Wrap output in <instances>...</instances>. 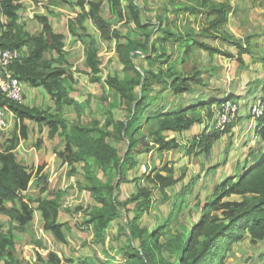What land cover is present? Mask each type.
I'll use <instances>...</instances> for the list:
<instances>
[{
	"label": "trees",
	"instance_id": "trees-1",
	"mask_svg": "<svg viewBox=\"0 0 264 264\" xmlns=\"http://www.w3.org/2000/svg\"><path fill=\"white\" fill-rule=\"evenodd\" d=\"M20 1L0 0V50H18L21 53V57L14 60L7 70L19 80L21 85L41 87L58 109L72 106L76 111H80L82 102L76 101L70 94L71 87L68 80L73 77L66 76L65 69L59 63V59L64 55L63 36L55 32L47 16L43 15L35 16L41 24L40 31L30 33L24 24L18 21ZM27 1L37 2V0ZM104 2L109 4L111 12L119 21L127 26L133 25L135 32L140 36L128 37L124 42L123 34L100 15ZM73 7L76 10L75 18L78 24L83 25L87 20L101 39L114 41L116 45V53L119 62L123 65L124 75L109 76L105 82L127 108L128 115L125 120L115 121L114 125L117 140L126 141L127 148L120 155L118 149L105 139L110 134L109 131H102L95 126L82 125L75 121L68 125L64 119L49 110L9 100L0 89V107L10 111L15 118V133L8 140L9 144L0 149V215L16 222L17 229L23 232L33 220L35 209L34 200L26 196L30 182L35 179L37 184H40L41 193L48 188V175L44 172L45 160L41 159L35 169L29 170L17 160L14 152L18 142L28 138L26 122L29 121L34 122L39 131L43 127L48 128L50 137L56 133L62 136L64 145L56 152L62 162L72 165L71 169H74V164L82 163L84 180L87 183L85 189L92 192L96 203L88 209L75 205V212H84L82 226L91 225L96 229L97 234H101L109 222L118 216L116 212L122 204L132 205V208L139 213L134 218L127 219L121 228L122 233L126 235V244L125 247L118 248V252L122 253L124 260H118L116 256L107 254L105 259L82 257L75 261L71 258H62L56 252H49L46 258L38 255L40 264H224L233 244L240 241L245 234L249 235L251 243L264 242V152L260 150L256 152L250 150L249 158H246L241 166L236 165L240 170L234 177L226 176L212 186L205 201L201 202L198 221L186 230L184 237L180 233L163 245L159 242L158 227L153 233H147L138 222L143 213L149 212L151 208L152 189L139 182L136 192L126 201L121 202L113 196L116 187L103 183L91 170L92 162L100 167L116 166L119 174L117 188H119L120 183L128 181L127 169L135 164V161H129V158H134L138 152L153 147L155 151L163 154L181 147L189 156L207 154L213 143L230 131L234 122L229 125L230 128L227 126L224 130L217 128L204 130L184 146H180L176 136L172 134L170 136V133H181L200 123L201 117L195 112L203 107H207V113L211 117L213 105L217 108L224 100H230L238 107L235 121L239 117L240 108L237 101L231 99L234 95L222 98L211 96L207 98L208 100L198 98L193 104H183V100L180 101L183 95L197 92V87H204L207 82L199 70L182 74L173 70L169 65L173 54L166 50L169 44L177 47L184 45L182 53L185 56L191 49L199 48L227 58L236 57V60L242 64V55L249 53V44L243 47V42L230 39V35L223 33V28L228 22L230 4H208L201 34L211 40L231 42L236 48L237 56L223 52L203 41L192 39L191 43L188 42L191 38L190 33L183 34L163 29V19L155 25L148 21L142 22L139 6L133 0H77ZM192 9L191 11H195ZM154 31L159 34H155L153 39ZM52 53L58 56L53 58ZM141 56L148 65L155 66L156 71L139 67L135 59ZM85 63L92 73L99 72L94 48L88 49ZM155 84L160 87L155 88ZM137 87L140 89L139 96L133 92ZM166 90H169L173 97H177L178 101L167 109L159 108L147 118L144 117V111L150 105L147 103L148 97L152 96L151 99L156 101ZM190 112H194V115L189 114ZM145 120L153 121L154 125L143 134L147 125ZM256 120L260 125L258 132L264 139V108L263 115ZM140 133L148 136L150 143L139 137ZM40 143L38 141L36 146L39 147ZM143 179L154 187L165 189L180 181L181 176L175 177L173 167L164 165L144 174ZM188 186L187 184L177 193L178 201L173 207L171 216H175L180 211L184 191ZM230 197H238V199H230ZM35 202L38 203L37 209L43 228L58 242L65 243L64 225L57 221L60 211L57 197L36 199ZM128 209H125V214L129 212ZM11 235V232L0 233V264H22L16 254ZM162 247H166L168 262H165V258L161 255ZM25 264L29 263L25 262Z\"/></svg>",
	"mask_w": 264,
	"mask_h": 264
},
{
	"label": "rangeland",
	"instance_id": "rangeland-1",
	"mask_svg": "<svg viewBox=\"0 0 264 264\" xmlns=\"http://www.w3.org/2000/svg\"><path fill=\"white\" fill-rule=\"evenodd\" d=\"M66 1L37 0V2H30L21 0L18 21L23 23L30 33H37L41 29V24L35 19V16H47L55 32L63 36L64 55L59 59V63L65 69L66 76L73 77V79L68 80L71 87L70 94L76 101L82 102V108L80 111H76L72 106H64L62 109H58L41 87L28 89L27 86L22 85V92L25 96L24 99H26L23 104L49 110L64 119L68 125L75 121L82 125L95 126V128L102 131H109L110 134L105 137L106 141L115 146L122 155L127 148L126 141L117 140L114 125L115 121L125 120L128 111L123 101L114 95L113 90L105 82L109 76L123 77L124 75L123 65L119 62L116 53V45L114 41L101 39L87 20L83 22V25L78 24L75 18L76 10L73 7L77 0ZM133 1L139 6L142 22L148 21L155 25L156 22L163 19V29H170L183 34L190 33L191 38L188 40L190 43L192 39L203 41L223 52L236 55V48L231 42L211 40L201 34V26L206 21L205 12L208 4H230L228 22L223 28V33L230 35V39L243 42L244 45L249 44L251 53L242 56V64L236 60V57L227 58L199 48L191 49L185 56L182 53L184 45L177 47L169 44L166 50L173 54L169 62L173 70L180 74L184 72L191 73L195 70L202 72L201 76L207 82V85L197 87L200 91L215 95H218V92L221 91L239 92V97L232 96L231 99L239 104V117H246L248 107L255 101V96H259L261 92L264 93V90L260 89L261 92L258 91L256 95L252 92L247 96L249 92L246 89L248 76L252 71L256 72L257 70H255L250 60L257 56L259 50L262 51L260 55H264V41H261V36L264 35V0ZM191 8L195 11H191ZM100 15L123 34L124 38L122 40L124 42L128 37L138 38L140 36L139 33L135 32L133 25H124L122 21L117 19L111 12L107 2L102 4ZM155 34L158 35L159 33L154 31L152 34L153 39L156 36ZM91 47L96 50L98 58L99 72L97 73H92L85 63L88 49ZM51 55L53 58L58 56L55 53ZM135 63L139 67L150 68L154 71L157 69L155 66L148 65L142 56L136 58ZM257 73H259V70H257ZM159 87L160 85L155 86L157 89ZM133 92L136 96H139V87L135 88ZM196 93H199V91ZM190 96H193V94H186L184 98L187 99ZM151 98L152 96L148 97L147 103L150 105L144 111V117L146 118L153 111L159 108H168L177 100L169 90H166L156 101ZM261 98L264 101V96ZM212 109L214 114L217 108L214 105ZM210 118L212 120L207 121L209 128L206 130L214 128V119L213 117ZM244 121L247 122L249 127L250 120L247 118L240 120V122ZM145 122L147 125L143 134L154 125L153 121L149 120L147 122L145 120ZM26 123L28 138L15 151L16 157L20 158L29 170L35 169L38 162L44 159L46 163L44 172L48 175V188L41 193L40 184H37L35 179L30 182L26 196L34 200L33 207L35 209L33 220L23 232L17 229L16 222L0 215V233L11 232L16 254L21 263L40 264L38 255L46 258L49 252H56L62 258H71L75 261L82 257H90L96 260L105 259L107 254L116 256L118 260H124L125 257L118 252V248L125 247L126 244V235L122 233L121 228L127 219L134 218L139 213L132 208V205L122 204L117 209L118 216L109 222L107 228L101 234H97L96 229L91 225L88 227L86 225L82 226L84 212H75V205L85 209L96 205L92 192L85 189L87 183L84 180L82 163L74 164V169H71L72 165L62 162L56 154L64 145L62 136L56 133L50 137L47 128L37 131L34 123L28 121ZM235 123L236 121L233 124ZM200 129L201 126L195 125L192 129L183 133H176L174 136H176L180 146H184ZM143 134L140 133L138 136L143 137L146 142L150 143V138L143 136ZM225 139L216 141L217 143L215 142L208 155L192 154L189 156L181 147L163 154L158 151L155 152L153 147L142 150L134 155V158H129V161L133 160L135 164L127 169L128 181L120 183L119 188H117L119 174L116 166L100 167L92 162L91 170L103 183L106 182L116 187L113 196L121 202L126 201L131 194L136 192L139 182L141 185L152 189L153 201L151 208L149 212L143 213L138 222L139 226L145 228L147 233H153L154 229L158 227L159 242L163 245L176 238L180 233L184 237L186 230L198 221L201 202L205 201L212 186L219 183L226 176L234 177L235 173L240 170L236 165L241 166L246 158H233L231 153L225 152V148L228 147ZM38 141L41 142L39 147L36 146ZM253 141H255L253 144L249 140L245 141L249 152L264 147V140L259 136L256 139L254 138ZM252 147L254 148L252 149ZM239 154L240 151L234 156ZM164 165L173 167L175 177L181 176L180 181L175 185L160 189L143 179L144 174ZM187 184L189 186L184 191L182 207L175 216H171L173 207L178 201L176 195ZM54 197H57L60 205L57 221L64 225L65 243L58 242L43 228V222L37 209L38 203L35 202L36 199ZM107 197L109 198V196ZM230 199H238V197H230ZM126 208H129L127 214H125ZM160 252L165 258V262H168L169 256L166 247H162ZM224 264H264V246L261 243H251L249 235L245 234L240 241L233 244Z\"/></svg>",
	"mask_w": 264,
	"mask_h": 264
},
{
	"label": "crops",
	"instance_id": "crops-1",
	"mask_svg": "<svg viewBox=\"0 0 264 264\" xmlns=\"http://www.w3.org/2000/svg\"><path fill=\"white\" fill-rule=\"evenodd\" d=\"M262 38H261V41H264V35H262L261 36ZM246 45H243V47H245ZM258 46V45H257ZM248 49H249V53H247V54H244V55H248V54H250L251 53V48L248 46ZM253 51V50H252ZM259 52V53H258ZM257 52V56L256 57H254V58H252L253 60H250L251 61V63L253 64V66H254V68H255V70L257 69V70H259V73H257V70H256V72H251V74L248 76V78H247V82H246V89H247V91L249 92L248 94H247V96L250 94V93H252V92H254L253 94H257V92L258 91H260V89H262V90H264V55H260V53L262 52V51H258ZM244 55H242V56H244ZM244 59H246L245 57H244ZM247 60V59H246ZM23 86H26V85H23ZM27 88L28 89H33V88H37V87H30V86H27ZM237 90V89H236ZM199 91V93H193V96H190V97H188L187 99H185L184 98V95L182 96L183 98H181V100L180 101H182L183 102V104H185V105H190V104H193L194 103V101L196 100V99H198V98H202V99H204V100H208L207 98L208 97H211V96H214L215 98L216 97H218V98H222L223 96H228V95H234V96H236V94H237V96L239 97V92H236V91H231L230 92V90L229 91H221V92H218V95L216 94H210V93H205V92H203V91H200L199 89L197 90V92ZM246 91V92H247ZM44 92V91H43ZM261 92V91H260ZM45 93V92H44ZM46 94V93H45ZM47 95V94H46ZM191 95V94H190ZM23 96H24V94H23ZM254 96V95H253ZM262 96H264V93H262L261 92V94L259 95V96H255L256 98L258 97V98H260V99H263V98H261ZM47 97H49L48 95H47ZM24 98H25V96H24ZM177 98V97H176ZM50 99V98H49ZM24 101L26 102V99H24ZM178 101V98H177V100H176V102ZM176 102H174V103H176ZM174 103H172L169 107H171ZM212 105V104H211ZM214 106V105H213ZM168 107V108H169ZM167 109V108H166ZM5 111V115H6V119H7V128L4 130V132H2L1 134H0V149H2V147H5L7 144H9V139L10 138H12V136L14 135V133H15V131H14V126H15V118H14V115L10 112V111H8V110H4ZM208 110H207V107L205 108V107H203L202 109H200V110H197L196 112H195V114H197L198 116H200L201 117V122L200 123H197V124H195V125H199V126H201V129H200V131L197 133V134H199V133H201V132H203L204 130H206V129H208L209 127H208V122L207 121H209L210 119L212 120V118H210V116L208 115ZM213 112V110L211 109V113ZM194 112H190L189 114H191V115H194L193 114ZM201 114V115H200ZM211 117H213V119H214V114L211 116ZM242 118H247V119H249L250 120V125H249V127L247 126V122H240V120L242 119ZM206 119V120H205ZM214 121V120H213ZM29 122V121H28ZM31 123H34V122H31ZM204 123H205V125H204ZM213 123V122H212ZM35 124V123H34ZM36 125V124H35ZM195 125H193L190 129H192ZM36 127H37V131H39L38 130V126L36 125ZM259 127H260V125H259V122L256 120V119H254V118H252V117H250L249 115H246V117H243V116H241V118L240 117H238V119L236 120V123L234 124V126H232V128H231V130L229 131V132H227V137H226V135L224 134V135H222L221 137H220V139H225V137H226V139H225V141L227 140V145L226 146H228V147H226L225 148V152H228V153H231L233 156V158H249L248 157V147H247V143H245V141H250V143L251 144H253L255 141H253L254 140V138L256 139L257 138V136H259L261 139H263L262 137H261V135H260V133L258 132V130H259ZM43 128H46V127H43ZM42 128V129H43ZM41 129V130H42ZM48 129V128H47ZM189 129V130H190ZM210 130V129H209ZM186 131H188V130H185V131H183V132H186ZM183 132H181V133H183ZM171 134H176V133H170V135ZM238 136H239V138H238ZM242 138V139H241ZM220 139H218V140H220ZM26 140V139H25ZM25 140H21V141H19L18 142V144L16 145V148L14 149V152L17 150V149H19V147L20 146H22L21 144H22V142L23 141H25ZM218 140H216V141H218ZM264 140V139H263ZM215 141V142H216ZM215 142L213 143V145H212V147H211V149H210V151L207 153V155L208 154H210V152H211V150L213 149V147H214V144H215ZM217 143V142H216ZM241 145V146H240ZM254 147H252V149H253ZM174 150V149H173ZM258 150H260L262 153L264 152V147L263 148H257V149H255L254 151L256 152V151H258ZM170 151H172V150H170ZM238 151H240V154L239 155H236V156H234ZM156 152V151H155ZM166 152H169V151H166ZM165 153V152H164ZM15 154H16V152H15ZM226 158V157H225ZM17 160L20 162V163H22V164H24V162L20 159V158H18L17 157ZM25 165V164H24ZM26 166V165H25ZM31 170H33V169H31ZM258 243H261L263 246H264V242H258Z\"/></svg>",
	"mask_w": 264,
	"mask_h": 264
},
{
	"label": "built area",
	"instance_id": "built-area-1",
	"mask_svg": "<svg viewBox=\"0 0 264 264\" xmlns=\"http://www.w3.org/2000/svg\"><path fill=\"white\" fill-rule=\"evenodd\" d=\"M21 57L18 50H0V89L5 97L9 100L23 104L24 96L22 92V85L19 80L12 75L7 67L14 61ZM3 74V75H2ZM255 101L248 107V115L256 119L263 115L264 101L260 98H255ZM238 107L230 100H224L217 107L214 128L224 130L235 120V115ZM5 109L0 107V134L7 128V119Z\"/></svg>",
	"mask_w": 264,
	"mask_h": 264
}]
</instances>
